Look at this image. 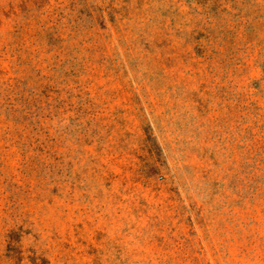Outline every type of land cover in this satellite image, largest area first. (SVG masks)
I'll use <instances>...</instances> for the list:
<instances>
[{"label": "rangeland", "instance_id": "obj_1", "mask_svg": "<svg viewBox=\"0 0 264 264\" xmlns=\"http://www.w3.org/2000/svg\"><path fill=\"white\" fill-rule=\"evenodd\" d=\"M0 264H264V0H0Z\"/></svg>", "mask_w": 264, "mask_h": 264}]
</instances>
